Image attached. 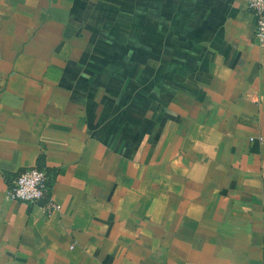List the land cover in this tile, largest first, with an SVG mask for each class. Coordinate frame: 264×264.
<instances>
[{"label":"crops","instance_id":"crops-1","mask_svg":"<svg viewBox=\"0 0 264 264\" xmlns=\"http://www.w3.org/2000/svg\"><path fill=\"white\" fill-rule=\"evenodd\" d=\"M27 167L58 210L7 196ZM0 264H264L244 0H0Z\"/></svg>","mask_w":264,"mask_h":264},{"label":"built area","instance_id":"built-area-1","mask_svg":"<svg viewBox=\"0 0 264 264\" xmlns=\"http://www.w3.org/2000/svg\"><path fill=\"white\" fill-rule=\"evenodd\" d=\"M253 19V39L264 49V0H244ZM51 181L46 170L27 167L15 171L7 180L6 193L11 200L26 204L42 202L46 212L59 209L51 197Z\"/></svg>","mask_w":264,"mask_h":264}]
</instances>
